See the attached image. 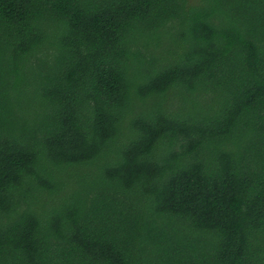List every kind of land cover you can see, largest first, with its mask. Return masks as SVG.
<instances>
[{"label": "trees", "instance_id": "trees-1", "mask_svg": "<svg viewBox=\"0 0 264 264\" xmlns=\"http://www.w3.org/2000/svg\"><path fill=\"white\" fill-rule=\"evenodd\" d=\"M0 264H264V0H0Z\"/></svg>", "mask_w": 264, "mask_h": 264}]
</instances>
